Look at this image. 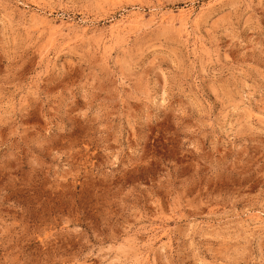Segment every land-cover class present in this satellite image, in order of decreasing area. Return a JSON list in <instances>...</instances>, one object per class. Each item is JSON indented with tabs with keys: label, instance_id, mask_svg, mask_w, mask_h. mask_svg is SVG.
Returning a JSON list of instances; mask_svg holds the SVG:
<instances>
[{
	"label": "rangeland",
	"instance_id": "rangeland-1",
	"mask_svg": "<svg viewBox=\"0 0 264 264\" xmlns=\"http://www.w3.org/2000/svg\"><path fill=\"white\" fill-rule=\"evenodd\" d=\"M0 264H264V0H0Z\"/></svg>",
	"mask_w": 264,
	"mask_h": 264
}]
</instances>
